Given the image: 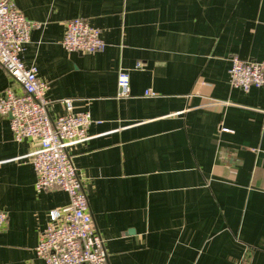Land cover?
<instances>
[{
  "label": "crops",
  "instance_id": "obj_1",
  "mask_svg": "<svg viewBox=\"0 0 264 264\" xmlns=\"http://www.w3.org/2000/svg\"><path fill=\"white\" fill-rule=\"evenodd\" d=\"M14 1L41 25L21 58L51 117L70 100L93 119L70 153L110 264H264V87L233 89L229 74L235 56L264 62V0ZM78 18L103 51L63 47ZM7 91L23 92L0 66ZM32 150L0 116V264H45L49 213L70 202L36 190Z\"/></svg>",
  "mask_w": 264,
  "mask_h": 264
},
{
  "label": "built area",
  "instance_id": "obj_2",
  "mask_svg": "<svg viewBox=\"0 0 264 264\" xmlns=\"http://www.w3.org/2000/svg\"><path fill=\"white\" fill-rule=\"evenodd\" d=\"M39 23L30 21L14 0H0V66L22 88V94L7 91L0 97V116L10 119L14 140L32 143L30 162L36 173V190L63 191L69 204L49 213V223L36 253L45 264H110L105 241L96 230L84 180L79 176L70 149L88 139L93 124L90 113H75L72 101L65 100L66 113L53 119L46 97L48 84L28 67L22 54ZM70 53L93 54L106 48L101 31L82 18L66 24L62 41ZM230 84L249 92L264 87V62L231 59ZM129 77L119 76L121 96L128 95ZM152 96V93H149ZM9 217L0 211V232Z\"/></svg>",
  "mask_w": 264,
  "mask_h": 264
}]
</instances>
